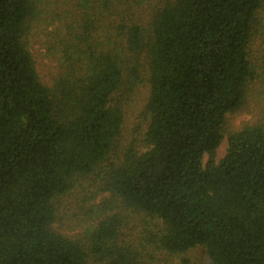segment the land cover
<instances>
[{
	"label": "trees",
	"instance_id": "16d2710c",
	"mask_svg": "<svg viewBox=\"0 0 264 264\" xmlns=\"http://www.w3.org/2000/svg\"><path fill=\"white\" fill-rule=\"evenodd\" d=\"M263 5L168 0L148 41L141 23L122 22L127 51L116 41L79 46L65 80L49 87L28 45L34 0H0V264H89L85 243L54 229L56 200L109 161L125 120L117 94L134 71L126 55L148 46L147 148L113 167L105 190L161 223L150 242L168 254L203 247L210 264H264V125L230 132L216 158L255 72ZM120 226L117 214L102 219L92 252L138 264L117 241Z\"/></svg>",
	"mask_w": 264,
	"mask_h": 264
},
{
	"label": "rangeland",
	"instance_id": "374dc122",
	"mask_svg": "<svg viewBox=\"0 0 264 264\" xmlns=\"http://www.w3.org/2000/svg\"><path fill=\"white\" fill-rule=\"evenodd\" d=\"M168 0H131L120 3L113 0L105 8L103 0H34L35 10L28 29V45L42 82L51 87L65 80L68 70L74 66V52L79 46L120 42L118 28L122 22L133 21L144 26L146 40L151 23L159 9ZM262 23L264 5L259 12ZM264 25L258 23L254 32L250 55L255 72L248 85L245 101L238 110L228 113L224 124V139L216 151V158L224 157L228 148V134L248 125H264ZM91 36V39H90ZM149 46L132 56L127 53V63L133 72L125 73L124 84L118 92V102L124 109V125L116 146L106 162L95 174L79 178L71 192L56 200V231L81 239L89 248V264H107L102 255L92 252L90 233L102 219L117 214L121 220L120 246L134 252L138 264H210L203 247H197L183 255H171L155 247L151 237L161 232L162 225L153 216L129 206L110 190H105L113 167L134 151L142 153L147 148L146 133L151 120V63ZM206 155L204 161L206 162ZM186 262V263H185Z\"/></svg>",
	"mask_w": 264,
	"mask_h": 264
}]
</instances>
